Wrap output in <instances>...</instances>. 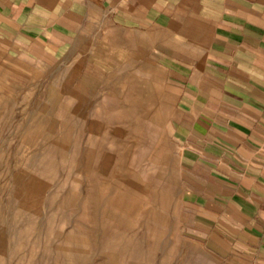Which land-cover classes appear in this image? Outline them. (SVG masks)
Here are the masks:
<instances>
[{
    "label": "rangeland",
    "instance_id": "374dc122",
    "mask_svg": "<svg viewBox=\"0 0 264 264\" xmlns=\"http://www.w3.org/2000/svg\"><path fill=\"white\" fill-rule=\"evenodd\" d=\"M130 80L0 65V264H264L191 218L164 95Z\"/></svg>",
    "mask_w": 264,
    "mask_h": 264
},
{
    "label": "crops",
    "instance_id": "0c3cea01",
    "mask_svg": "<svg viewBox=\"0 0 264 264\" xmlns=\"http://www.w3.org/2000/svg\"><path fill=\"white\" fill-rule=\"evenodd\" d=\"M54 63L163 93L191 218L264 260V0H0V65Z\"/></svg>",
    "mask_w": 264,
    "mask_h": 264
}]
</instances>
